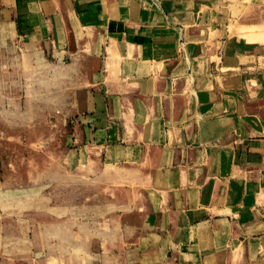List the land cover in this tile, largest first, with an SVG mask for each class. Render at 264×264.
Listing matches in <instances>:
<instances>
[{
	"label": "crops",
	"instance_id": "obj_1",
	"mask_svg": "<svg viewBox=\"0 0 264 264\" xmlns=\"http://www.w3.org/2000/svg\"><path fill=\"white\" fill-rule=\"evenodd\" d=\"M245 3L235 28L248 40L235 38L233 57H253L264 72V0ZM139 9L134 0H0L1 73L63 77L62 120L76 115L69 172H38L10 196L25 204L10 213L0 188V264H264L255 208L264 210V118L255 130L241 116L235 133L222 115L202 114L199 97L192 113L178 106L181 85L169 75L175 64L188 71L183 42L196 23L170 26Z\"/></svg>",
	"mask_w": 264,
	"mask_h": 264
},
{
	"label": "rangeland",
	"instance_id": "obj_2",
	"mask_svg": "<svg viewBox=\"0 0 264 264\" xmlns=\"http://www.w3.org/2000/svg\"><path fill=\"white\" fill-rule=\"evenodd\" d=\"M134 1L145 5V9L139 11L145 12L147 19L158 15L170 26L179 25L183 21L196 23L193 26L196 30L194 37L183 42L188 44L187 56H184L183 50V65L188 71L183 69L177 73L180 65L175 64L171 69L173 72L176 67V73L169 75L173 80H179L177 87L181 85L176 92L178 106L185 107L184 109L188 110L186 112L192 113V100H197L199 97L200 112L204 115H222L226 128L231 132L239 133L241 116L249 128L257 130L263 127L261 121L264 118L263 68L253 65V57L247 60L233 57L235 38L237 36L243 38L235 26L247 18L248 3L246 4L245 0ZM219 23L221 25H217ZM111 26L104 25V28ZM218 26L221 29L217 30ZM85 28L89 29L90 26ZM224 28L229 30L228 33H224ZM215 36L217 40H213ZM110 50L109 53H112ZM180 50L179 48L178 51L181 52ZM214 50H217V57L214 55L217 62L213 61L208 71V59L211 58ZM226 52L230 54L232 52V57L227 56ZM1 59L0 54V62ZM236 62H243V66L246 67H226V64ZM107 69L111 75H115L111 67L107 66ZM47 76L43 72H28L19 80L10 81L0 70V188L8 189L10 194L9 200L5 203L8 213L12 209L25 206V204H17L14 200L11 201L10 196H14L16 188L26 187L28 182L33 178L36 179L38 172L40 175L44 170L48 172L49 165L52 171L56 170L57 176H64L69 172L66 166L63 167L65 163L69 164L70 160L69 154L65 151L70 143V131L67 125L75 123L70 119H74L76 115L72 118L66 115V121L62 120L65 106L58 105V102L63 100L67 91L63 77H59L61 82L55 85ZM104 110L108 112L107 106ZM38 115L40 120L36 119ZM76 144H79L78 140ZM88 154L92 155L90 150L80 155L85 158ZM105 173H108L107 169ZM106 174V177H111L110 172L109 175ZM111 185L113 184L110 182L105 190H110ZM248 189L250 193L252 188L249 186ZM225 191V183L222 180L218 200L223 197ZM250 204L249 201V208ZM255 208L259 212L264 211L260 206ZM10 219L11 217L7 219L9 220L7 227L15 230L18 224H14ZM59 237L63 238V235L60 234Z\"/></svg>",
	"mask_w": 264,
	"mask_h": 264
},
{
	"label": "bare ground",
	"instance_id": "obj_3",
	"mask_svg": "<svg viewBox=\"0 0 264 264\" xmlns=\"http://www.w3.org/2000/svg\"><path fill=\"white\" fill-rule=\"evenodd\" d=\"M257 30V29H256ZM251 80H253V78H250Z\"/></svg>",
	"mask_w": 264,
	"mask_h": 264
}]
</instances>
